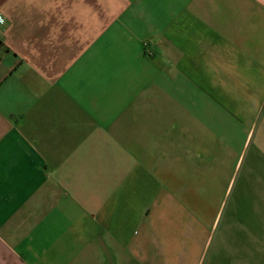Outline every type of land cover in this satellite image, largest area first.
<instances>
[{"label": "crops", "instance_id": "0c3cea01", "mask_svg": "<svg viewBox=\"0 0 264 264\" xmlns=\"http://www.w3.org/2000/svg\"><path fill=\"white\" fill-rule=\"evenodd\" d=\"M7 255L264 264V0H0Z\"/></svg>", "mask_w": 264, "mask_h": 264}, {"label": "rangeland", "instance_id": "374dc122", "mask_svg": "<svg viewBox=\"0 0 264 264\" xmlns=\"http://www.w3.org/2000/svg\"><path fill=\"white\" fill-rule=\"evenodd\" d=\"M153 50V49H152ZM230 139L232 140H234L233 142L236 144L237 143V141H239L238 140V138L236 137V135L235 136H231L230 137ZM239 181H240V177H239V179H238V183H239ZM238 183H237V185H238ZM236 189V188H235ZM236 193V190H234L233 191V194H232V196L230 197V200H229V205L231 204V201H232V198H233V196H234V194ZM243 254L245 255V256H252V251L251 250H248V248L247 247H244V250H243ZM205 257V256H204ZM0 264H19L18 263V261L13 257V256H0ZM205 264H207V261H206V263Z\"/></svg>", "mask_w": 264, "mask_h": 264}]
</instances>
